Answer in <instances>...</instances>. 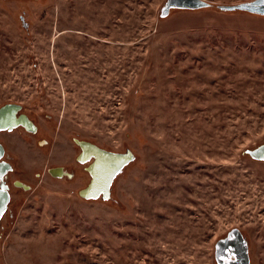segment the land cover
I'll use <instances>...</instances> for the list:
<instances>
[{"label":"rangeland","instance_id":"374dc122","mask_svg":"<svg viewBox=\"0 0 264 264\" xmlns=\"http://www.w3.org/2000/svg\"><path fill=\"white\" fill-rule=\"evenodd\" d=\"M167 1L0 0V108L48 140L0 133L1 264H218L235 228L264 264V15ZM82 141L134 159L106 199Z\"/></svg>","mask_w":264,"mask_h":264},{"label":"flooded vegetation","instance_id":"af4514ba","mask_svg":"<svg viewBox=\"0 0 264 264\" xmlns=\"http://www.w3.org/2000/svg\"><path fill=\"white\" fill-rule=\"evenodd\" d=\"M43 129L44 127L42 126L40 120L31 115V113L23 111V107L20 105L7 104L4 105V107L0 108V133H25L32 137L34 141L36 140V144H38V146H46L48 144V140L46 138H43V135L46 134ZM37 137H42V140L37 141ZM25 140L27 142L26 138ZM79 145L80 152L77 155V159L80 163H89L87 171L90 177V181L85 186L86 188L81 191V195L88 199H95L100 197L104 199L108 198L110 196L112 185L114 184L116 177L120 175L124 167H126V165H128L134 159L132 157H129L130 159L120 163V165L114 166L112 159L109 158L110 154L112 156L128 154H124L122 152H114L106 148L104 149L97 144L87 141H82ZM4 157L2 161L10 163L12 166L11 170L6 173L4 178V183L8 184V174L10 171L14 170V167L12 162L9 160V157L6 159ZM97 165H107V171L103 172L101 169L97 168ZM49 171L50 174L59 176H64L65 173H67L65 168H62L60 166L52 167L49 169ZM18 183L21 182H16V184ZM227 237L228 234L222 237L221 240H226ZM244 239L246 240L245 237ZM224 246L225 245L223 244L220 247V255L222 256H225V253H227L226 250H224ZM214 255L218 264H228V262H234L236 260L235 257L225 256L223 258L224 262L219 263L217 255Z\"/></svg>","mask_w":264,"mask_h":264},{"label":"water","instance_id":"95a60500","mask_svg":"<svg viewBox=\"0 0 264 264\" xmlns=\"http://www.w3.org/2000/svg\"><path fill=\"white\" fill-rule=\"evenodd\" d=\"M253 1H244L243 3H237V4H229V5H219L218 8L223 12H229V11H247L253 14H262L264 13L260 11H254L248 8H240L237 7L241 4H250ZM169 0L167 1L166 5H168ZM173 6L171 8H167L165 6V9L163 10V14L167 15L169 11L172 8H181V9H198L200 7L208 6L209 3L206 0H172ZM6 147L3 146V144L0 142V175L3 176V180L0 181V187L6 188V194L2 197H0V221L3 219L2 217L7 212L9 202L11 200V193L8 190V186L4 183V178L6 173L11 170L12 166L10 163L2 161L3 157L5 156ZM248 153L252 155L253 158L262 160L261 157L264 156V143L258 146L255 149H249ZM113 157V158H112ZM130 154L128 155H119V156H112L110 154L109 158L112 159V162L114 163V166L120 165V163L130 159ZM20 185H24L22 182L19 183ZM231 237V239H230ZM224 246V250H226L227 253H225V256L227 257H235V261L228 262V264H251V255L249 254V244L248 241L244 239L242 232L240 229L235 228L232 231L228 233V237L226 240H221L217 244V250L215 254L217 255L219 263L224 262L223 258L225 256L220 255V247L222 245ZM1 264V262H0Z\"/></svg>","mask_w":264,"mask_h":264},{"label":"snow or ice","instance_id":"6c2138e0","mask_svg":"<svg viewBox=\"0 0 264 264\" xmlns=\"http://www.w3.org/2000/svg\"><path fill=\"white\" fill-rule=\"evenodd\" d=\"M172 6H173L172 0H169V3L168 5H166V7L171 8ZM237 7L248 8L254 11H260L264 13V0H253V2L250 4H241V5H238ZM261 159H264V156H262ZM97 168L101 169L103 172L107 171V165H97ZM2 180H3V176L0 175V181ZM5 194H6V188L0 187V197L4 196Z\"/></svg>","mask_w":264,"mask_h":264}]
</instances>
